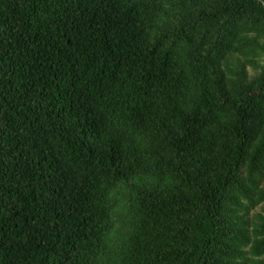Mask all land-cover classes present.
Returning a JSON list of instances; mask_svg holds the SVG:
<instances>
[{
  "label": "trees",
  "instance_id": "obj_1",
  "mask_svg": "<svg viewBox=\"0 0 264 264\" xmlns=\"http://www.w3.org/2000/svg\"><path fill=\"white\" fill-rule=\"evenodd\" d=\"M0 264H264V0H0Z\"/></svg>",
  "mask_w": 264,
  "mask_h": 264
},
{
  "label": "rangeland",
  "instance_id": "obj_2",
  "mask_svg": "<svg viewBox=\"0 0 264 264\" xmlns=\"http://www.w3.org/2000/svg\"><path fill=\"white\" fill-rule=\"evenodd\" d=\"M247 72H248L250 75L253 74V71H251V70L249 69V67H247Z\"/></svg>",
  "mask_w": 264,
  "mask_h": 264
}]
</instances>
